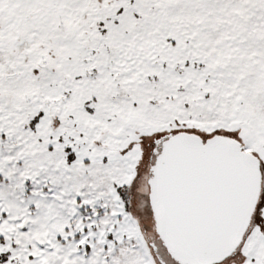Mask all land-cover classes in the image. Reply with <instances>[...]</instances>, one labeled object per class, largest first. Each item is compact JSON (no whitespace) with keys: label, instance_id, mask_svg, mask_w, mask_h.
<instances>
[{"label":"snow or ice","instance_id":"snow-or-ice-1","mask_svg":"<svg viewBox=\"0 0 264 264\" xmlns=\"http://www.w3.org/2000/svg\"><path fill=\"white\" fill-rule=\"evenodd\" d=\"M0 264H264V0H0Z\"/></svg>","mask_w":264,"mask_h":264}]
</instances>
